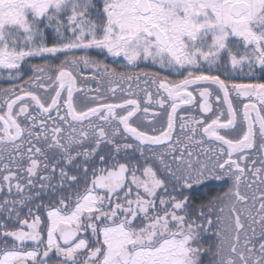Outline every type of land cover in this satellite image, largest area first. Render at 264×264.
<instances>
[{"label":"snow or ice","instance_id":"1","mask_svg":"<svg viewBox=\"0 0 264 264\" xmlns=\"http://www.w3.org/2000/svg\"><path fill=\"white\" fill-rule=\"evenodd\" d=\"M0 79V264H264V0H0Z\"/></svg>","mask_w":264,"mask_h":264},{"label":"flooded vegetation","instance_id":"2","mask_svg":"<svg viewBox=\"0 0 264 264\" xmlns=\"http://www.w3.org/2000/svg\"><path fill=\"white\" fill-rule=\"evenodd\" d=\"M100 59H103V57H100ZM38 62H40V61H38ZM25 72L27 74H30V70H28L27 68L25 69ZM85 75H91V72L89 70H86ZM25 78H27V75H25ZM6 86H8V85L7 84H5V85L0 84V87H6ZM93 86H95L94 82H93ZM118 95H119V93H118ZM213 103H214V98H213ZM157 120L159 121V123L157 125L158 127H159V124H165L166 125V120H167L166 114L161 115L160 117L157 118ZM220 190H221L220 185H218L214 182L213 184H211L209 186V188L202 189L199 193H197V196L205 195V194H208L209 192L214 194L215 192H218Z\"/></svg>","mask_w":264,"mask_h":264},{"label":"rangeland","instance_id":"3","mask_svg":"<svg viewBox=\"0 0 264 264\" xmlns=\"http://www.w3.org/2000/svg\"><path fill=\"white\" fill-rule=\"evenodd\" d=\"M34 62H38V61H34ZM0 84H2V85L7 84L8 85V82L6 80L0 79Z\"/></svg>","mask_w":264,"mask_h":264}]
</instances>
